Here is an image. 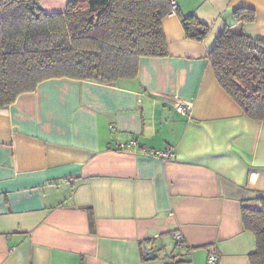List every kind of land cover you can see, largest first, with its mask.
Here are the masks:
<instances>
[{"label":"crops","instance_id":"1","mask_svg":"<svg viewBox=\"0 0 264 264\" xmlns=\"http://www.w3.org/2000/svg\"><path fill=\"white\" fill-rule=\"evenodd\" d=\"M173 2L210 25L204 42L173 12L168 56L143 58L137 77L51 79L0 109V264H250L241 202L264 198V122L222 89L207 54L237 9L255 12L242 30L264 41V0Z\"/></svg>","mask_w":264,"mask_h":264},{"label":"trees","instance_id":"2","mask_svg":"<svg viewBox=\"0 0 264 264\" xmlns=\"http://www.w3.org/2000/svg\"><path fill=\"white\" fill-rule=\"evenodd\" d=\"M173 12L188 39L208 38L210 25L182 14L173 0H69L56 13L46 12L41 0H0V109L51 79L111 85L137 77L143 58L168 56L162 23ZM234 16L235 25L219 32L207 59L244 115L264 122V41L242 30L255 21L253 10L237 9ZM89 217L95 232L92 212ZM241 218L256 239L250 264H264V198L242 201Z\"/></svg>","mask_w":264,"mask_h":264},{"label":"built area","instance_id":"3","mask_svg":"<svg viewBox=\"0 0 264 264\" xmlns=\"http://www.w3.org/2000/svg\"><path fill=\"white\" fill-rule=\"evenodd\" d=\"M173 7L176 8L174 2H173ZM190 109H191V105L187 103H180L176 105L177 112L183 115L187 114L190 111ZM150 154L158 158L168 159L172 156V151L152 152ZM176 239L178 240L179 243H181L182 238L179 235L176 236ZM208 264H218V257L215 254H211L208 258Z\"/></svg>","mask_w":264,"mask_h":264},{"label":"water","instance_id":"4","mask_svg":"<svg viewBox=\"0 0 264 264\" xmlns=\"http://www.w3.org/2000/svg\"><path fill=\"white\" fill-rule=\"evenodd\" d=\"M155 258V254H154V252H148L147 253V260H152V259H154Z\"/></svg>","mask_w":264,"mask_h":264}]
</instances>
